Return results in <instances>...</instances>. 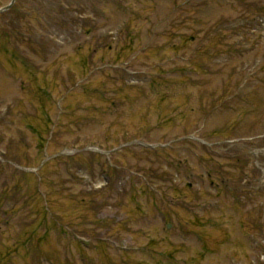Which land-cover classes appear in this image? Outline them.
<instances>
[{
  "label": "rangeland",
  "instance_id": "rangeland-1",
  "mask_svg": "<svg viewBox=\"0 0 264 264\" xmlns=\"http://www.w3.org/2000/svg\"><path fill=\"white\" fill-rule=\"evenodd\" d=\"M0 264H264V0L0 12Z\"/></svg>",
  "mask_w": 264,
  "mask_h": 264
},
{
  "label": "water",
  "instance_id": "water-1",
  "mask_svg": "<svg viewBox=\"0 0 264 264\" xmlns=\"http://www.w3.org/2000/svg\"><path fill=\"white\" fill-rule=\"evenodd\" d=\"M11 3H12V2H11ZM9 6H10V4L7 5V6H5V7H3L2 9H0V11H2V10H4V9H7Z\"/></svg>",
  "mask_w": 264,
  "mask_h": 264
}]
</instances>
